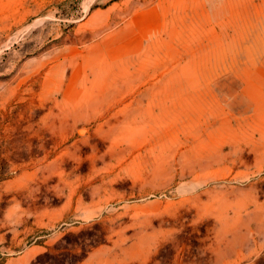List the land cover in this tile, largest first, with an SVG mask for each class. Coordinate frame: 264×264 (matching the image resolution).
I'll list each match as a JSON object with an SVG mask.
<instances>
[{"label":"rangeland","instance_id":"1","mask_svg":"<svg viewBox=\"0 0 264 264\" xmlns=\"http://www.w3.org/2000/svg\"><path fill=\"white\" fill-rule=\"evenodd\" d=\"M0 264H264V0H0Z\"/></svg>","mask_w":264,"mask_h":264}]
</instances>
